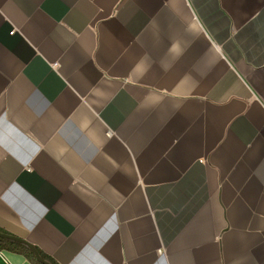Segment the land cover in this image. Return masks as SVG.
Listing matches in <instances>:
<instances>
[{"label": "crops", "instance_id": "crops-1", "mask_svg": "<svg viewBox=\"0 0 264 264\" xmlns=\"http://www.w3.org/2000/svg\"><path fill=\"white\" fill-rule=\"evenodd\" d=\"M0 229L58 264H264V0H0Z\"/></svg>", "mask_w": 264, "mask_h": 264}, {"label": "trees", "instance_id": "trees-1", "mask_svg": "<svg viewBox=\"0 0 264 264\" xmlns=\"http://www.w3.org/2000/svg\"><path fill=\"white\" fill-rule=\"evenodd\" d=\"M0 233L11 236L7 232L0 229ZM14 237V236H12ZM19 239V238H18ZM34 248V247H32ZM31 246L24 242L23 240H11L7 238H0V251H10L17 254L24 255L27 259H29L33 264H44L40 261H38L35 257V254L32 250ZM36 252L39 254V256L48 264H58L54 259L47 256L43 252H41L39 249L34 248Z\"/></svg>", "mask_w": 264, "mask_h": 264}, {"label": "water", "instance_id": "water-1", "mask_svg": "<svg viewBox=\"0 0 264 264\" xmlns=\"http://www.w3.org/2000/svg\"><path fill=\"white\" fill-rule=\"evenodd\" d=\"M0 238H7V239H11V240H19V239L16 238V237L8 236V235L2 234V233H0ZM31 248H32V246H31ZM32 250H33V252H34V254H35V257H36V259H37L38 261H40V262H42V263H44V264H48V263H46V262H45V261L39 256V254L36 252V250H35L34 248H32Z\"/></svg>", "mask_w": 264, "mask_h": 264}, {"label": "rangeland", "instance_id": "rangeland-1", "mask_svg": "<svg viewBox=\"0 0 264 264\" xmlns=\"http://www.w3.org/2000/svg\"><path fill=\"white\" fill-rule=\"evenodd\" d=\"M0 264H7L3 254L0 252Z\"/></svg>", "mask_w": 264, "mask_h": 264}]
</instances>
